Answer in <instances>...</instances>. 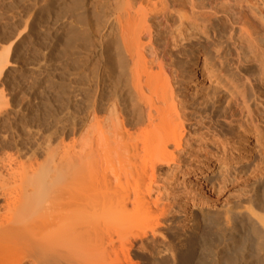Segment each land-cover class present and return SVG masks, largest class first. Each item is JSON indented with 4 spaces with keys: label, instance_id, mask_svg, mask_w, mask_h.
<instances>
[{
    "label": "bare ground",
    "instance_id": "1",
    "mask_svg": "<svg viewBox=\"0 0 264 264\" xmlns=\"http://www.w3.org/2000/svg\"><path fill=\"white\" fill-rule=\"evenodd\" d=\"M94 7L97 96L90 108L97 125H81L76 136L73 127L77 138L67 144L55 127L40 141L38 125H0V264H140L134 260L140 254L152 264H264L258 252L264 248V195L258 222L248 220L249 208L224 209L230 236L221 230L207 235L214 222L205 211L194 225L202 233L190 243L184 239L182 252L165 236L179 223L180 199L171 188L181 181L186 159L204 172L213 164L210 156H219L206 150V141L193 142L187 129L188 103L178 90L185 57L195 45L216 46L225 21L231 40L238 28L241 41L253 44L249 58L263 86L258 38L264 40V0H97ZM14 43L0 54V75ZM243 85L255 94L253 78ZM215 133L207 129L203 137ZM228 146L217 145L223 157L215 162L224 165L218 169L234 159ZM198 188H184L192 197L185 203L217 207V190ZM201 242L199 251L194 244Z\"/></svg>",
    "mask_w": 264,
    "mask_h": 264
},
{
    "label": "rangeland",
    "instance_id": "2",
    "mask_svg": "<svg viewBox=\"0 0 264 264\" xmlns=\"http://www.w3.org/2000/svg\"><path fill=\"white\" fill-rule=\"evenodd\" d=\"M92 1L0 0V54L5 52L9 43L15 42L10 50V62L0 75V125H33L35 130L38 125L37 129L41 131L36 137H40V141L43 138L39 135L47 134L55 127L60 132L58 134H66L62 139L65 144L79 134L81 125H97L98 113H93V105L90 108L97 96L95 78L98 70V56L94 49L98 43V30L95 31L98 18L94 10L97 0L93 1L94 4ZM225 23L218 26L220 33L216 46L199 50V45H195L196 51L187 54L178 85L188 103L186 125L189 133L192 132L190 137L193 142L201 141L203 145L207 142L206 150L217 152L219 156H210L213 164L204 172L195 167L196 163L190 166L186 159L180 173L181 181L174 182L171 188V194L180 199L175 205L179 223L174 232L166 231L165 236L169 234L167 240L177 253L182 252L184 239L190 243L191 238L202 233L194 227L201 212L213 214L214 223L204 229L207 235L214 236L221 230L230 236L232 229L223 214L226 207L240 205L238 209L249 208L246 216L254 222L262 210L259 201L264 195V85L259 83L262 76L259 66L249 58L253 44L241 41L238 28L234 40H231L230 27ZM258 40L264 44L263 39ZM240 55L243 63L239 61ZM246 77L256 81V95L243 85ZM203 104L209 108L201 110ZM61 125L67 127V131L71 130L64 133ZM73 129L78 131L75 136ZM207 129H216L217 133L203 137ZM226 143L234 159L223 169H218L219 165H224L215 162L216 157H223L217 145ZM230 153L226 155L228 158ZM200 163L205 166L202 161ZM106 175L110 177L111 173ZM224 180L226 185H223ZM115 184H112V190L119 193ZM198 185L204 191L208 188L217 190L218 199L214 201L217 207L185 203L188 197L191 204L192 197L184 188L192 186L200 192ZM253 196L257 202L249 200ZM204 199L206 202L212 200ZM201 220L204 219L198 223L205 222ZM203 244L194 245L201 251ZM159 251L168 253L163 249ZM258 252L263 254L264 248L260 247ZM134 260L140 264H152L145 254L137 255Z\"/></svg>",
    "mask_w": 264,
    "mask_h": 264
}]
</instances>
